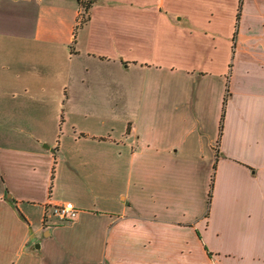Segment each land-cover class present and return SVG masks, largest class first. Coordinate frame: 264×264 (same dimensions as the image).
Segmentation results:
<instances>
[{
	"label": "crops",
	"instance_id": "1",
	"mask_svg": "<svg viewBox=\"0 0 264 264\" xmlns=\"http://www.w3.org/2000/svg\"><path fill=\"white\" fill-rule=\"evenodd\" d=\"M88 1L0 0V264H264V0Z\"/></svg>",
	"mask_w": 264,
	"mask_h": 264
},
{
	"label": "built area",
	"instance_id": "2",
	"mask_svg": "<svg viewBox=\"0 0 264 264\" xmlns=\"http://www.w3.org/2000/svg\"><path fill=\"white\" fill-rule=\"evenodd\" d=\"M78 214V208L70 201L53 204L44 208L43 221L48 222L53 216L56 220L66 222L74 219Z\"/></svg>",
	"mask_w": 264,
	"mask_h": 264
},
{
	"label": "trees",
	"instance_id": "3",
	"mask_svg": "<svg viewBox=\"0 0 264 264\" xmlns=\"http://www.w3.org/2000/svg\"><path fill=\"white\" fill-rule=\"evenodd\" d=\"M79 1H80V5L82 6L83 9L84 8L87 9L89 7L90 3H91V1L89 2L88 0H79ZM241 2H242V0H239V6H238L237 14H236V20H238L239 19V16H240ZM235 35H236V33H234V36ZM234 46H235V43L233 41L232 47L234 48ZM225 100L226 99H224V102H225Z\"/></svg>",
	"mask_w": 264,
	"mask_h": 264
},
{
	"label": "rangeland",
	"instance_id": "4",
	"mask_svg": "<svg viewBox=\"0 0 264 264\" xmlns=\"http://www.w3.org/2000/svg\"><path fill=\"white\" fill-rule=\"evenodd\" d=\"M82 16H83V17H82V19H83V18H84V12L82 13Z\"/></svg>",
	"mask_w": 264,
	"mask_h": 264
}]
</instances>
